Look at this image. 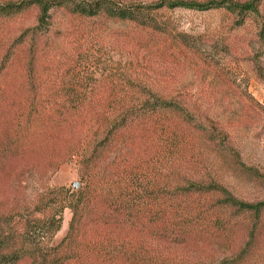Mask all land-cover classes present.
Here are the masks:
<instances>
[{
    "label": "rangeland",
    "instance_id": "rangeland-1",
    "mask_svg": "<svg viewBox=\"0 0 264 264\" xmlns=\"http://www.w3.org/2000/svg\"><path fill=\"white\" fill-rule=\"evenodd\" d=\"M5 1L9 0H0ZM116 1L125 6H150L161 0ZM181 1L243 4L250 0ZM151 15L152 26H139L70 21L57 14L50 31L43 34L34 31L36 8L0 20V88L6 89L0 93V214L31 207L36 189L64 187L74 192L72 184H82L79 164L74 160L59 165L56 157L59 151L76 146L74 124L51 129L48 122L51 114L56 121L61 118L62 109L53 110V106L65 101V86L73 78L84 82L86 87L80 88L87 93L75 98V104L85 102L84 98L86 102L110 98L114 87L129 88L132 93L147 88L176 102L196 103L227 132L242 163L256 171V177L250 178L232 175L225 167L230 190L241 201L264 202V0L259 13H250L243 24L226 7L207 11L164 8ZM27 30H31L26 34L30 37L17 45ZM90 70L109 76L100 84L107 95L87 92L94 85L87 80L92 76ZM28 71L30 85H40L36 96L24 90ZM135 98L144 97L137 94ZM38 104L47 113L37 123L33 120L29 131L25 125L16 127L18 117L24 123L25 109L34 111ZM146 145L131 147L144 155ZM149 153L148 160H153L154 152ZM34 160L38 173L30 166ZM71 219L72 212L66 209L53 245L66 237ZM233 224L224 237L204 231L184 244L146 246V241H140L135 263L128 264H264V214L237 215ZM252 229L256 231L251 241Z\"/></svg>",
    "mask_w": 264,
    "mask_h": 264
},
{
    "label": "trees",
    "instance_id": "trees-1",
    "mask_svg": "<svg viewBox=\"0 0 264 264\" xmlns=\"http://www.w3.org/2000/svg\"><path fill=\"white\" fill-rule=\"evenodd\" d=\"M262 1L197 4L161 0L150 6H125L116 0H9L0 2V20L36 8L34 31L43 34L50 31L57 14L70 21L152 26L151 14L164 8L207 11L226 7L240 16L243 24L250 13H259ZM29 31L16 40L17 45L30 37L26 35ZM90 71L92 76L87 80L94 85L87 92L107 95L100 84L109 76ZM29 72L24 77V90L36 96L40 85H30ZM69 82L65 101L53 106V110L62 109L61 118L56 121L51 114L48 122L51 129L74 124L76 146L59 151L56 157L59 165L74 160L79 164L82 184L74 192L64 187L36 189L31 207L0 214V264L135 263L140 241H146V246L184 244L204 231L224 237L237 215L264 214V202L241 201L230 190L225 167L232 175L250 178L256 177V171L242 163L227 132L205 116L196 103L176 102L147 88L132 93L129 88L114 87L110 98L94 102L84 98L85 102L75 104V98L87 95L86 89L80 88L86 86L76 78ZM5 90L0 88L1 95ZM137 94L144 98L137 101ZM46 113L41 104L31 112L27 108L24 123L18 117L16 127L25 125L29 131L33 120L37 123ZM143 142L147 144L144 155L131 147ZM149 151L155 154L153 160H148ZM30 166L38 173L35 160ZM66 209L72 212L68 233L53 245ZM255 231L250 232L251 241Z\"/></svg>",
    "mask_w": 264,
    "mask_h": 264
},
{
    "label": "water",
    "instance_id": "water-1",
    "mask_svg": "<svg viewBox=\"0 0 264 264\" xmlns=\"http://www.w3.org/2000/svg\"><path fill=\"white\" fill-rule=\"evenodd\" d=\"M80 186H81V184L79 182H74L72 184L73 189L76 190V191L80 188Z\"/></svg>",
    "mask_w": 264,
    "mask_h": 264
}]
</instances>
